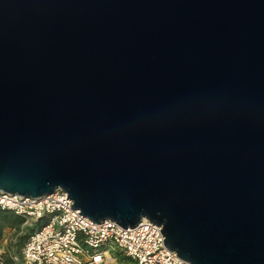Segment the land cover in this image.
Here are the masks:
<instances>
[{
    "label": "water",
    "instance_id": "obj_1",
    "mask_svg": "<svg viewBox=\"0 0 264 264\" xmlns=\"http://www.w3.org/2000/svg\"><path fill=\"white\" fill-rule=\"evenodd\" d=\"M59 188L188 264H264V0H0V191Z\"/></svg>",
    "mask_w": 264,
    "mask_h": 264
},
{
    "label": "built area",
    "instance_id": "obj_2",
    "mask_svg": "<svg viewBox=\"0 0 264 264\" xmlns=\"http://www.w3.org/2000/svg\"><path fill=\"white\" fill-rule=\"evenodd\" d=\"M62 189L39 199L9 195L0 191V207L24 218L47 221L29 233L18 264H116L112 246L131 264H188L164 245L162 227L141 218L134 227L124 228L106 220L95 223L71 208L73 201ZM113 258V261L110 260ZM0 248V264H4Z\"/></svg>",
    "mask_w": 264,
    "mask_h": 264
},
{
    "label": "rangeland",
    "instance_id": "obj_3",
    "mask_svg": "<svg viewBox=\"0 0 264 264\" xmlns=\"http://www.w3.org/2000/svg\"><path fill=\"white\" fill-rule=\"evenodd\" d=\"M47 221V217H43L42 219H40V220H37V219H30V222L29 223H26V227H34V228H37V227H39L41 224H43V223H45ZM17 226L18 227H21L22 228V225H20V224H17ZM25 231V228L23 227L22 228V231L20 232V233H22V232H24ZM20 233H18L17 235H16V232H12L11 231V233L10 234H8V241H11V244L9 245V250L11 251V252H13L14 251V253H12V255L14 256H16L17 257V259L20 261L21 260V249H22V247L21 248H18L17 247V240H18V235L20 234ZM11 239V240H10ZM0 243H1V240H0ZM12 247V248H11ZM18 248V249H17ZM12 249V250H11ZM4 251H5V258L7 259L9 256H8V252H7V250L4 248ZM111 254L113 255V256H116L117 257V261H116V264H131V261L128 259V258H126V257H124L123 255H121L119 252H118V250H115L114 251V246H112V249H111ZM13 260V259H12ZM19 261H16V260H13V262H11L10 264H18V262Z\"/></svg>",
    "mask_w": 264,
    "mask_h": 264
},
{
    "label": "trees",
    "instance_id": "obj_4",
    "mask_svg": "<svg viewBox=\"0 0 264 264\" xmlns=\"http://www.w3.org/2000/svg\"><path fill=\"white\" fill-rule=\"evenodd\" d=\"M23 222H24V218L18 216L17 214H15L11 210L2 209L0 207V237L2 235L3 229L9 225L14 226L17 231H22V229L20 227H18L17 224L22 225ZM24 228H25V231L20 233L17 237L18 238V240H17V247L18 248L23 247V244H24L27 236L29 235V233H31L35 229L34 227L29 228L26 226H24ZM11 262H13V260H12V258H9V257L4 260V264H10Z\"/></svg>",
    "mask_w": 264,
    "mask_h": 264
},
{
    "label": "crops",
    "instance_id": "obj_5",
    "mask_svg": "<svg viewBox=\"0 0 264 264\" xmlns=\"http://www.w3.org/2000/svg\"><path fill=\"white\" fill-rule=\"evenodd\" d=\"M23 224H22V228H23ZM21 228V227H20ZM21 228V229H22ZM12 232H16V235L18 233H20L21 231H17L16 228L12 225H9V226H6L4 229H3V232H2V235L0 237V240H1V243H0V248H2L4 250V248L7 250L8 252V256L9 258H12L14 260V258L16 257L15 255L13 256L12 253L10 250H9V245L11 244V241H8V234H10ZM11 240V239H10ZM12 248V247H11ZM12 250V249H11ZM4 259L5 258V251H4Z\"/></svg>",
    "mask_w": 264,
    "mask_h": 264
},
{
    "label": "bare ground",
    "instance_id": "obj_6",
    "mask_svg": "<svg viewBox=\"0 0 264 264\" xmlns=\"http://www.w3.org/2000/svg\"><path fill=\"white\" fill-rule=\"evenodd\" d=\"M110 260H111V261H113V258H112V257H110Z\"/></svg>",
    "mask_w": 264,
    "mask_h": 264
}]
</instances>
